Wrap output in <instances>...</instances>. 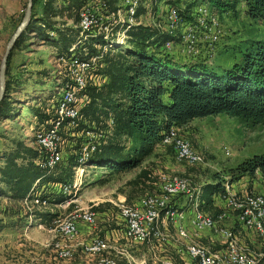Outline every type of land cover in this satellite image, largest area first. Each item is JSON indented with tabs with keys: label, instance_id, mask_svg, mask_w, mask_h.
<instances>
[{
	"label": "rangeland",
	"instance_id": "374dc122",
	"mask_svg": "<svg viewBox=\"0 0 264 264\" xmlns=\"http://www.w3.org/2000/svg\"><path fill=\"white\" fill-rule=\"evenodd\" d=\"M58 1L60 2V0ZM27 3L28 0H0V67L7 43L24 18ZM183 5L186 7L183 8ZM189 5H193L190 19L183 14ZM119 7H122V0ZM141 8L137 24L131 26H149L161 33L175 37V39L166 42V44H170L166 50L172 53L182 68L189 67L188 64L182 65L189 61L205 62L207 63L205 65L207 72L213 71L224 75L227 69L243 60L246 50L252 47L256 41L264 40V19L251 17L244 2H239L228 10H221L206 1L180 0L178 6H172L165 0H153L148 7L141 5ZM171 8H177L176 10L181 15V22H175V26L171 25L173 21L171 20ZM126 19L125 13H122L121 18L116 19L117 21L103 17L102 20H107L106 24L109 23L108 30L102 26L97 33H102L105 36L112 35L119 42H124L126 30H116L115 32V28L118 26H127L128 28V25H122L120 22H126ZM56 20L60 27H80L67 17H58ZM189 28L194 37L184 36L188 34ZM218 32H221V38L216 37ZM188 40L190 43L196 44L193 54L197 57L182 52V50L190 51ZM65 61L57 58L55 47L44 43L36 36H31L24 47L13 50L8 70L12 79L17 82L12 97L19 108L20 116L16 119L0 121V150L11 149L17 140H23L29 146L37 147L33 140L36 135L34 130L36 120L31 108L37 107L36 105L45 97L57 90V82L60 83L61 76L71 78L68 67L70 61ZM84 76L88 77V74L85 73ZM94 79H98L96 85L103 84L101 76L100 79ZM71 82H73L72 79ZM58 91L57 99L60 100L57 113L61 115L62 112L64 114L67 112L66 108H63L62 112L59 111L61 109L60 101L64 100L66 96L63 88ZM85 104L84 101H80L77 108H81ZM173 130H175L176 136H167L165 141L160 143L140 166L132 170L112 173L107 168L94 165L79 167L75 172L73 182L76 195L65 203L54 204L48 201L46 205L38 207L34 205L28 209L24 200L18 203L8 197H0V227L3 228L1 233L9 232L11 235L5 239V234L0 237V264H96L105 256L116 260L117 264H184L179 252L185 254L190 246L203 245L200 241L208 242L212 238L213 245H216L214 248L220 250L217 253H221L222 259L228 254L232 255L231 264H252L251 258L255 264H264V234L255 227H250L246 221L241 220L245 208L240 206V204L249 206L257 198L264 200L262 177L259 173L254 178L249 175L244 176L240 179L244 184L230 181L232 170L240 163L257 154L264 153V121L256 123L252 120L219 113L195 118L187 125ZM41 133L43 132L39 134ZM96 136L94 134V140L97 141ZM76 137L81 141L72 142L62 138L61 162L72 153L78 155L79 149L75 150V146L86 141L91 135L80 133ZM178 139L187 141L200 155L201 160L191 163L177 159L176 142ZM87 142L82 144L81 150ZM121 142L126 146L127 152L136 145V140L133 137L123 136ZM143 171L149 172L151 180L145 181L152 183L153 186L159 181L161 188V183L173 178H181L190 180L192 189L199 188L200 192L204 183L213 182L215 175L219 173L225 178L226 183L229 182L225 183L229 193L228 203L232 204L237 212H240V219L236 218L235 212L223 210V203L216 202L224 211L218 217L214 218L211 215L213 213L200 211L197 199L200 192H192V198L188 197L190 202L185 195L168 197L174 215L164 219L165 227L161 226L160 235L157 238L140 242L128 237L131 241L123 240V246L128 251H112L104 232L113 229L115 222L111 219L104 220L101 216L102 213L94 208L100 205L110 208L114 206L118 209L119 214V210L124 206L141 207L150 190L142 181L137 182ZM256 187H260L261 190ZM248 188L256 192H250L247 190ZM243 191L246 192L241 195L240 193ZM161 192L157 194H161ZM185 200L188 201V204L184 203L182 208L177 206L178 203ZM190 206L192 214L190 211L186 212ZM182 209L184 210L181 213L179 225H176L175 215ZM93 210L100 216L96 229L91 226L90 228H81L74 239L63 242L58 229L59 219H67L76 211L92 212ZM36 211L57 212V216L53 224L47 226L36 221L34 217ZM199 212L212 217V224L208 226L209 234L194 226V218L197 220ZM237 222L244 230L235 226ZM82 230L86 232L82 234ZM127 234L125 235L129 236ZM95 237L102 239L106 248L91 254L88 247L93 243ZM59 242L63 248L73 250L71 258L64 259L58 256L60 245L57 244ZM224 244L229 247H224ZM162 246L171 252H162ZM233 249L244 250V261L236 259ZM210 250L213 251L212 248ZM185 264L192 263L188 259Z\"/></svg>",
	"mask_w": 264,
	"mask_h": 264
},
{
	"label": "trees",
	"instance_id": "16d2710c",
	"mask_svg": "<svg viewBox=\"0 0 264 264\" xmlns=\"http://www.w3.org/2000/svg\"><path fill=\"white\" fill-rule=\"evenodd\" d=\"M120 1L33 0L31 19L11 53L14 49L24 47L31 36H36L56 48L58 59L88 62L91 64L90 72L103 79V84L98 86L97 81L88 78V83L81 92V102L86 104L79 107L76 125L70 128L69 119L62 118L57 113L60 100L57 99L58 89L64 90L72 85L71 78L61 76L60 83L57 82V90L45 97L37 107L31 108L36 120L34 142L37 144L40 132L55 130L61 141L64 138L80 142L81 139L76 136L88 132L95 135L101 132L105 138L101 139L100 145L96 146L86 160L81 161L79 154L82 144L87 140L75 146V150L79 149L78 155L72 153L54 167L46 164L47 152L38 144L36 147L29 146L23 140L15 141L11 149L0 150V197H8L18 203L37 197L54 204L65 203L76 195L73 182L79 167L94 165L107 168L112 173L132 170L140 166L174 128L183 127L195 118L226 113L256 123L264 121V40L256 41L246 50L240 63L227 69L224 75H219L213 71L207 72L205 62L189 61L182 64H188L189 67L182 68L178 60L165 49L166 42L175 37L153 27L131 26L120 21L122 25H128V28H115V32L126 30V40L119 42L115 36L97 33L101 28L85 30L74 26L60 27L56 20L58 17H67L79 25L81 12L91 10L92 6L100 2L104 19L117 21L123 13V6L119 7ZM165 1L172 6H178L180 2ZM201 1L221 10H228L237 3L244 2L251 17L264 19V0H199ZM192 9L193 5H189L183 12L189 19ZM141 11L142 8H139L136 17ZM106 21L103 20L102 26L108 30L109 23L106 24ZM11 53L5 94L0 102V121L20 116L12 97L17 82L12 79L8 70ZM93 59H96L95 63H92ZM123 136L136 140V145L128 152L121 142ZM258 173L264 185V153L240 163L232 170L230 181H238L247 175L254 178ZM149 178V172L143 171L137 180L150 189L147 196L160 192L159 181L153 186L152 183H146L145 180H151ZM225 183V178L217 173L213 182L202 186L197 197L200 211L213 213L211 215L214 218L224 212L216 202L217 198H221L222 202L229 201L226 187L229 182ZM162 194L163 192L160 195ZM94 209L102 213L104 220L116 219L120 215V210L118 214V209L114 206L110 208L100 205ZM56 216L57 212L52 211L34 213L36 221L47 226L53 224ZM235 226L244 230L238 222ZM2 230L0 227V231ZM179 254L185 264L188 256L186 253Z\"/></svg>",
	"mask_w": 264,
	"mask_h": 264
},
{
	"label": "bare ground",
	"instance_id": "6f19581e",
	"mask_svg": "<svg viewBox=\"0 0 264 264\" xmlns=\"http://www.w3.org/2000/svg\"><path fill=\"white\" fill-rule=\"evenodd\" d=\"M152 1L153 0H122L123 13H125L127 16L126 22L130 25H136L138 22L137 21L138 17L136 16L138 14V10L140 6L144 5L148 7L149 3H151ZM190 1H194V0H190ZM176 9L177 8L170 9L171 20H173L171 25H174V26H175V22H178V21L181 22V17ZM89 11L90 10H84L81 12V19H80L79 26L85 30H91L93 27L96 28V23L93 22L92 18H86V13ZM102 22L103 20L101 19V26H102ZM184 36L194 37V35L190 32V28L188 30V34ZM169 47H170V44L165 45V49ZM182 52L186 55L196 56L195 54H193L194 51L191 53L189 50H182ZM60 60L66 62L65 59L63 58ZM95 62H96L95 59H93L92 63H95ZM68 63H69L68 67H69L70 77L73 82L71 86L64 89L66 98L60 101L61 109H59V111L62 112V109L66 108L67 112L65 114L62 112L63 115L61 114L60 116L62 118H68L70 121V122L68 121L69 127L70 126L72 127L76 125V120L79 117V108H77V105L81 101V92L86 87L88 83L87 82L88 78L89 77L93 78V80L98 82V79L97 80L94 79V78H97L98 76H94V74L90 72L91 64L88 62L84 61V62H68ZM85 73L88 74V77L84 76ZM59 124L60 123H58V125ZM55 131L54 132L48 131V132L42 133L38 135V140H37V144L42 148V150L47 152L46 164L51 167H54L55 165L60 163L62 160L61 150H60L61 149L60 148L61 137ZM88 134H90L91 137L87 139L88 141L87 144L80 152L81 161L89 158L90 153L96 149L97 145H100L101 143L100 141L104 137L103 133H100L96 136L97 137V141H96L94 140L95 137L93 133L88 132L87 135ZM170 135L174 137L177 134L175 130H173ZM176 150H177L176 151L177 159H179L180 161H188V162L194 163V162H198L201 160L200 155H198L196 151L191 147V145L183 139L177 140ZM182 151H189V153H182ZM83 157L85 158L83 159ZM162 184H164L162 185L163 187L162 195L159 194L157 195V197H153L152 195H149L141 207L124 206L120 209L121 215H130L133 212L137 211V213H139L141 217H148V209H155L154 219L142 218V225H148V231H147V234L145 235V238L140 240V242L150 241L154 238H157V236L160 235L161 226H164L163 225L164 219L172 217L174 215L170 207V202L168 203L167 206H164V200H168V197L169 198L174 197V196L179 197L180 195H185V190L178 189V187H168V186H171L173 184H179V185H183L186 188H188L186 189L187 199L188 197H191L192 192H196V193L200 192L199 188L192 189L191 182L188 179L173 178L170 181L163 182ZM47 203L48 202L46 200L41 199L40 197H37L33 200L27 199V201H25V204L28 206V209H30V206L34 207V205H36L38 207V206L46 205ZM240 206L245 208L244 213L241 216V220L246 221V223L250 227H255L256 229H258L264 234V200L262 198H257L253 200L251 205L249 206L244 205V204H240ZM223 210H224V203H223ZM199 213L200 215L198 216L196 221H203L204 223L207 224V227L210 226L212 224V217L207 214L201 213V212ZM96 214L97 213L91 212V211H87V212H77L76 211L71 215V217L67 219H59L58 222L60 224H59L58 229L60 231L62 241L64 242L67 240L70 241L74 239L78 235L79 230L81 228L78 231H72V230L75 229V227H79V223H82L83 220L89 217H95ZM122 219H123V222L129 234V224L125 218H122ZM98 222H99L98 220L93 221L91 227L96 229ZM129 237H131L134 241H137L133 235L129 234ZM57 245H60V246L58 247ZM57 245L56 246L60 249L58 250V256L60 258H64V259L71 258L73 250H71L70 248H63L60 242ZM92 245H93V251H90V247ZM105 248L106 247L104 245L103 240L98 237H95L93 243H91V245L88 247L90 253L105 250ZM189 251L193 252V256H188V259L191 261L192 264H205L204 261H206L208 264H231V261H232V255L230 256L228 254L224 259H222L221 253L211 251L210 248L204 244L203 245L196 244V245L190 246L187 249V252ZM243 251L244 250L240 251L238 249L237 250L233 249V255L236 257V259L240 261H244ZM162 252H171V251H162ZM65 253H68V255ZM251 259H252V264H255V261L253 260V258ZM116 262H117L116 260L105 256V257H102V259L96 264H117Z\"/></svg>",
	"mask_w": 264,
	"mask_h": 264
},
{
	"label": "built area",
	"instance_id": "2783aa9c",
	"mask_svg": "<svg viewBox=\"0 0 264 264\" xmlns=\"http://www.w3.org/2000/svg\"><path fill=\"white\" fill-rule=\"evenodd\" d=\"M86 18H92L93 22L96 23V28H102L101 19L103 17H102V9H100V2H98V4L96 6H92V9L86 13ZM216 37L221 38V32H219L216 35ZM204 38H205V36H204ZM188 44L190 47V51L192 53L195 50L196 44L190 43L189 40H188ZM182 153H189V151H182ZM235 182L244 184V182H241L240 180L235 181ZM168 187H178V189H183V190H185V196H186V189H188V188H186L185 186L179 185V184H173V185L168 186ZM162 188H160V191ZM256 188L261 190L260 187H256ZM152 196L157 197V193H155V194L153 193ZM169 202H170V199L164 200V206H167ZM217 202L218 203H224V210H229V211L235 212L236 218L240 219V212H237L232 204H230L228 202H222L221 198H217ZM137 206H141V205H137ZM154 212H155V209H148V217H141V215L139 213H137V211H135L130 215H118V218H125L127 220L128 224H129V234L133 235L137 241H140V240L145 238V235L147 234V231H148V225H142V218L154 219ZM182 212H183V209L181 210V212H177V214L175 215L176 216V225H178V223H179ZM99 219H100V216L97 213L95 217H89V218H86L85 220H83L82 223H79V227H75V229H73L72 231H78L80 228H88V227L92 226L93 221L99 220ZM194 225L198 229H201V230L207 232V234H209V228L207 227V224L204 223L203 221H196V219L194 218ZM113 229H118V227H113ZM224 247H229V246H226L224 244ZM90 251H93V245L90 247ZM162 251H169V250L165 246H162ZM186 253H187V256H193V252H191V251L186 252ZM65 254L68 255V253H65ZM204 262H205V264H208L206 261H204Z\"/></svg>",
	"mask_w": 264,
	"mask_h": 264
},
{
	"label": "crops",
	"instance_id": "0c3cea01",
	"mask_svg": "<svg viewBox=\"0 0 264 264\" xmlns=\"http://www.w3.org/2000/svg\"><path fill=\"white\" fill-rule=\"evenodd\" d=\"M149 6V5H148ZM186 7V5H183V8H185ZM204 184H206V183H204ZM247 190H250L249 188L247 189ZM244 192H246V191H243V193ZM250 192H256V191H254V190H250ZM264 193V192H263ZM262 193V194H263ZM185 203V205H186V203L188 204V201L187 200H185L184 202H182V203H178L177 204V206H179L180 208H182V206H183V204ZM182 204V205H181ZM190 209L188 210V211H186V212H189L190 211V214H192L191 213V206L189 207ZM192 216V215H191ZM0 217H1V212H0ZM122 219V218H121ZM121 219L120 218H116V219H111L112 221H114L115 223V227H118V229H112L111 228V230H108V231H106V232H104V236L106 237V239L107 240H109L108 242H109V246H111V249L110 250H112V251H115V250H126V251H128V249H126V247L125 246H123V243H124V239H126L127 241H131V240H129L128 239V237L129 236H126L125 234H127V229H126V226H125V224H124V222H123V219H122V221H121ZM88 228H90V227H88ZM91 229H93V228H91ZM93 231H95L94 229H93ZM2 231H0V237L2 236V234H5L4 235V239L9 235V236H11L10 234H9V232H7V233H1ZM86 231L85 230H82V234L83 233H85ZM96 232V231H95ZM128 235V234H127ZM83 237V236H82ZM123 241V242H122ZM121 242V243H120ZM200 243H202V244H204V245H206V246H208L209 248H212L213 249V251L214 252H220V250H218L217 248H214V246H216V245H213V243H214V241H213V238L211 239V241H206V242H204V241H200ZM219 248H221V247H219ZM216 250H218V251H216ZM221 251H224V250H221ZM123 252V251H122ZM26 254H27V250H26V252H25ZM91 254H93V253H91ZM109 254V253H108Z\"/></svg>",
	"mask_w": 264,
	"mask_h": 264
},
{
	"label": "water",
	"instance_id": "95a60500",
	"mask_svg": "<svg viewBox=\"0 0 264 264\" xmlns=\"http://www.w3.org/2000/svg\"><path fill=\"white\" fill-rule=\"evenodd\" d=\"M32 10H33V0H28L24 18L18 25L15 33L12 35L9 42L7 43L6 50H5V53H4L2 62H1V67H0V102L4 98V94H5L6 74H7V66H8V59H9L10 53L12 49L14 48V45L17 39L19 38L21 33L24 31V29L28 25L31 19V16H32Z\"/></svg>",
	"mask_w": 264,
	"mask_h": 264
}]
</instances>
